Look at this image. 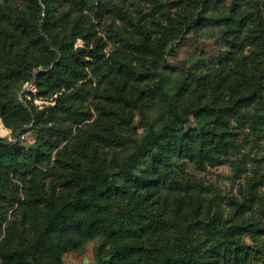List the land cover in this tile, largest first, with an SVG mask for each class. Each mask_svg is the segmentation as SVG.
<instances>
[{
  "label": "trees",
  "instance_id": "1",
  "mask_svg": "<svg viewBox=\"0 0 264 264\" xmlns=\"http://www.w3.org/2000/svg\"><path fill=\"white\" fill-rule=\"evenodd\" d=\"M220 1L202 0L194 23L222 22L226 49L214 58H200L193 66L196 69L181 70L178 79L167 85L171 73L159 71V63L168 41L160 46L150 32L141 30L132 46L143 57L150 55L154 68L114 61V75L102 77L112 79L114 89L98 94L119 111L98 103V116L91 125L100 123L107 130L93 134L89 125L81 126L94 117L92 109L85 107L90 92L81 81L88 76V67L98 66L105 58L106 42L88 25L84 11L91 10L92 4L41 0L42 7L40 0H29V12L15 16L11 28H0L1 118L19 137L32 129L41 131L34 148L25 147L20 138L0 136V236L8 224L7 243L0 247L1 264H45L47 256L49 264H63L65 253L99 235V249L110 255V264H243L254 254L264 264V244L252 245L243 235L264 237V226L231 224L207 248L202 231L193 228L198 198L190 194L189 199L186 195L173 199L164 193L179 160H190L200 169L224 160L236 146L235 123H247L254 131L263 129L264 73L261 69L255 73L250 63L264 53L263 20L259 13H245L240 0H233L228 11L207 13ZM79 37L83 46L75 47ZM36 54L46 56L49 63L38 72L44 80L39 95L61 92L44 115L13 93L16 84L34 78V67L39 65ZM151 78L161 83L141 86ZM151 100L164 107L166 119L146 121L145 134L122 155L127 138L116 131L109 115L116 113L125 120L129 109L138 110L145 119ZM191 121L196 122L195 128H188ZM93 135L99 150L114 148V155L108 161L97 149L83 167L78 153L84 152ZM53 159L70 177L64 181L66 193L58 197L39 191L28 178ZM23 192L27 202L22 200ZM247 201L238 207H248ZM43 202L48 213L35 243L25 252L15 249L14 234L21 235L14 221H8L10 212H24L25 206L34 212ZM169 202L175 204L174 213L165 218L158 210Z\"/></svg>",
  "mask_w": 264,
  "mask_h": 264
},
{
  "label": "rangeland",
  "instance_id": "2",
  "mask_svg": "<svg viewBox=\"0 0 264 264\" xmlns=\"http://www.w3.org/2000/svg\"><path fill=\"white\" fill-rule=\"evenodd\" d=\"M29 0H0V28L5 30L12 27L11 20L22 11L29 12ZM92 4L91 10H85L88 25L93 32L104 39L106 42L105 58L98 66L88 67V76L83 79V85L90 93L85 103V107L91 108L94 117L83 125H89L90 132L93 134L97 131H106L105 125L100 123L91 125L98 113L95 106L98 103H106L111 109L110 104L102 99L98 93H104L108 89L112 90L113 82L110 78H102L104 75H110L114 67V61H124L132 63L135 67L143 69L145 65L152 66L150 55L143 57L134 50L132 46L141 37L140 31L146 30L152 34L154 42L160 43L168 41L164 46L163 56L160 59V69H166L171 73L167 85H171L178 79L180 71L188 72L189 69H196L195 63L200 58L218 56L226 49V42L222 38L223 23L214 22L200 26L194 23L197 14L201 11L202 0H88ZM233 0H222L217 8L214 5L208 7L207 13L219 14V11H228V5ZM245 13H259L264 23V0H240ZM41 6L44 4L41 2ZM166 36L165 38H163ZM162 38V39H160ZM84 40L78 38L75 47H82ZM24 53V51H21ZM250 54V51H246ZM35 59L39 65L34 67V78L24 83L16 84L14 96L28 105L37 108L40 115L55 106L56 97L59 93L42 97L39 95L44 85V80L38 77L40 69H46L48 66L47 57L36 54ZM252 57H250V60ZM47 61V62H46ZM151 61V62H150ZM184 61H187L184 63ZM251 68L255 73L261 69L264 73V53L250 61ZM155 73V72H154ZM112 77V76H111ZM161 81L151 78L149 81L141 82V86L155 85L157 87ZM29 89H26L27 86ZM65 90V89H64ZM63 90V91H64ZM119 111V107H116ZM126 118L118 117L117 114L109 115L111 124L119 134L127 138L126 147L122 150V155L130 148L134 141L141 139L147 130V122L163 121L166 119L164 107L154 100H151V106L147 110L145 119L138 110L125 113ZM32 123L29 125V127ZM188 128H195L196 122L191 121ZM263 129L254 131L249 124L235 123L232 132L235 141V147L226 155L224 160L215 166L208 165L206 169H200L190 160H179L172 170L173 179L169 181L170 188L165 189L164 193H170L175 199L177 196L190 194L197 197L195 208V218L193 228L196 231H202L203 238H206V247L216 243L223 232L231 224H246L253 222L256 225L264 226V124ZM41 131L30 130L25 135L19 137L13 133L11 128H6L0 113V136L10 140H18L28 148H34L35 141ZM89 146L84 152L78 153L82 166L87 167L89 156L99 148L98 141L94 135L89 140ZM98 152L108 161L112 160L114 148H100ZM41 171L28 178L33 179L31 182L39 191L44 194H54L57 197L66 193L64 181L66 172L63 167L56 163L54 159L51 164L41 167ZM73 170V169H72ZM23 189V184L18 181ZM38 196V195H37ZM245 198L248 199V207H238V203H243ZM22 200H26L25 193H22ZM235 201V202H234ZM237 201V202H236ZM251 201V202H250ZM27 202V200H26ZM251 205V206H250ZM175 204L169 202L163 205L158 212L165 218L174 213ZM34 212L25 206V211H19L9 214L8 221H14L18 227V235L14 234L12 246L23 252L27 251L35 243V235L46 220L48 208L43 202L36 207ZM26 213V214H25ZM28 213V214H27ZM193 213V212H192ZM196 217L198 220H196ZM7 222L4 224L1 236L0 247L7 241ZM205 226V227H204ZM39 228V229H38ZM38 229V230H37ZM244 238L248 243L257 245L264 244V237H251V234L244 233ZM102 237L94 236L86 239L82 246L77 249H71L62 256L63 264H110V255L100 251ZM264 247V245H263ZM205 252V248H203ZM210 252V251H209ZM45 264L51 262L50 257L44 259ZM2 256L0 253V264ZM243 264H261L259 255L249 257Z\"/></svg>",
  "mask_w": 264,
  "mask_h": 264
},
{
  "label": "water",
  "instance_id": "3",
  "mask_svg": "<svg viewBox=\"0 0 264 264\" xmlns=\"http://www.w3.org/2000/svg\"><path fill=\"white\" fill-rule=\"evenodd\" d=\"M30 88V86L28 85L27 87H26V89H29Z\"/></svg>",
  "mask_w": 264,
  "mask_h": 264
}]
</instances>
